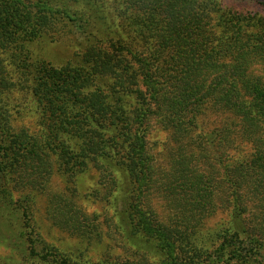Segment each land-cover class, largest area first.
Listing matches in <instances>:
<instances>
[{"label":"trees","instance_id":"obj_1","mask_svg":"<svg viewBox=\"0 0 264 264\" xmlns=\"http://www.w3.org/2000/svg\"><path fill=\"white\" fill-rule=\"evenodd\" d=\"M55 2L64 17L81 0ZM109 2L120 34L110 48L124 56L87 50L91 69L112 77L106 90L84 92L87 77L64 71L65 76L31 58V46L50 13L40 17L37 5L0 0L1 178L9 176L17 187H45L55 141L66 144L65 150L73 145L71 150L79 149L82 160L92 163L105 161L109 153V161L121 166L120 178H101L126 196L134 234L147 235L164 251L166 259L159 264L247 263L257 255L255 249L264 247V221L250 218L256 209L264 216V18L229 9L223 0ZM89 17L92 31L86 34L92 35L98 25ZM76 27L85 33L79 20ZM3 44L16 45L19 63L14 60V66L27 71L16 80L2 55ZM138 76L144 91L136 89ZM15 87L35 88L33 97L49 114L45 120H52L49 136L12 130L6 97ZM209 116L232 123L208 134L199 120ZM153 123L169 130L175 145L165 170L146 144ZM243 144L251 148L250 154L231 157L227 147ZM70 159L64 158L63 164ZM158 201L174 221L157 215L153 206ZM229 208L232 225L221 229L215 240L221 243L219 258L202 261L196 232L206 218ZM55 210L65 227L85 228L87 219L75 211L68 209L62 217L60 208ZM228 254L234 263L225 259ZM47 255L50 259H41L45 264H72L60 254Z\"/></svg>","mask_w":264,"mask_h":264},{"label":"rangeland","instance_id":"obj_2","mask_svg":"<svg viewBox=\"0 0 264 264\" xmlns=\"http://www.w3.org/2000/svg\"><path fill=\"white\" fill-rule=\"evenodd\" d=\"M23 1L32 6L37 5L35 10L40 17L43 13H50L44 22L40 38L31 46L32 60L40 59L55 70L87 77L90 81L83 84L84 92L95 88L106 90L111 83L110 72H94L86 53L90 50L100 54L124 56L120 49L113 51L110 48L111 41H115L120 34L115 27L116 20L109 0H81L78 5H72L64 17L55 2L57 0ZM223 4L237 12L251 14L253 19L259 18L258 16L264 18V0H223ZM89 16L98 25L92 35L86 34V30L92 31L87 26V21L91 20ZM78 20L83 23L85 33L76 27ZM3 45L2 55L6 64H10L7 68L16 80L18 75L21 76L22 72L26 74L27 71L17 70L14 66V60L19 63L16 45ZM29 76L32 80V74ZM135 85L137 91H144L140 76ZM34 90V87L30 90L15 87L7 94L6 99L12 113L11 127L16 133L25 131L35 137L49 136L51 132L48 124L51 125L52 120H45L49 114L44 112L33 97ZM131 97L130 103L134 104V96ZM229 123L232 121L214 116L199 120L200 128L208 134L216 133L215 130ZM146 144L159 167L165 170L169 150L175 147L171 132L153 123L147 134ZM52 147V171L45 187H17L9 176L5 179L0 176V264H45L41 259H50L48 253L60 254L72 264H111L116 261L159 264L166 259V254L155 241L149 240L147 235L134 234L130 210L125 202L126 196L120 189H111L101 178V174L106 177L113 174L120 178L121 166L118 161H109L108 153L105 161L92 163L88 162L90 159L82 160L83 155L79 149L71 150L73 145L65 150L66 144L55 141ZM227 148L230 156L235 158L245 159L251 152V148L244 144L237 145L234 149L229 146ZM67 157L72 159L65 165L63 159ZM5 188L6 191L11 190L10 196ZM56 207L60 208L59 216H65L67 210L71 209L81 220L87 219L82 223L85 228L73 231L65 227L55 214L58 211L55 210ZM153 208L163 221H174L163 202H156ZM253 213L254 218L250 216L252 221H264L260 209L252 210ZM231 225L230 208L217 212L202 222L195 234L197 242L203 245V250L198 254L199 259L213 262L219 258L221 243H215V240L219 238L221 229ZM256 252L257 255L248 258L247 263L238 261L239 264H264V247L258 248V251L255 249ZM225 259L234 263L230 254Z\"/></svg>","mask_w":264,"mask_h":264}]
</instances>
